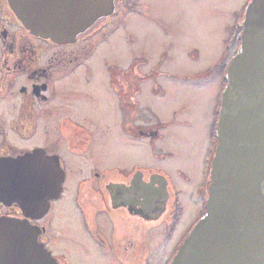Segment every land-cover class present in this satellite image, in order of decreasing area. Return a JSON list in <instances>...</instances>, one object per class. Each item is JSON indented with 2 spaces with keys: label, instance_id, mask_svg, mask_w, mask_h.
<instances>
[{
  "label": "rangeland",
  "instance_id": "374dc122",
  "mask_svg": "<svg viewBox=\"0 0 264 264\" xmlns=\"http://www.w3.org/2000/svg\"><path fill=\"white\" fill-rule=\"evenodd\" d=\"M246 1L249 0L119 1L117 10L103 27L79 45L65 48L67 53L73 51L79 58L88 60L68 81L59 84L63 97H59L57 103L61 114L58 112L56 119L69 114L74 120L88 124L92 134L89 136L93 138L91 149L84 157L64 154L67 157L64 166L68 169L64 194L52 205L44 222L52 234L48 240L50 249L66 255L69 264H141L148 253L150 264H166L172 251L163 240L168 214L135 231L124 220L119 225V217L112 215L110 224L100 223L98 234L102 236L100 232H104L105 240L101 238L102 243L92 240L91 232L97 231L84 229L83 218L91 221L100 217L92 191L99 182L80 184L87 179L92 167L105 168L97 172L108 181L117 180L121 171L126 173L133 168L136 169L134 175L141 177L151 173L159 175L170 190L178 188L184 195L181 202L185 212L175 235L184 222L189 225L196 221L197 211L187 216V199L198 206L195 191L203 187L209 165V154L205 150L209 144L206 128L213 119L211 112L223 86V63L234 55L226 49L228 41L224 40L229 37ZM106 65L113 68L115 75L122 70L127 71L128 76L132 66L143 76L154 67L162 72L161 76L147 81L132 78L129 81L131 92L135 87L141 89L133 96L136 103L134 127L156 129L158 137L153 138L154 131L146 138L120 133L119 126L126 120H120L117 102L110 96V85L104 74ZM115 80L127 83L121 77ZM115 86L119 88L117 82ZM56 119L52 123L53 131L46 132L47 141L52 138L51 133L58 136ZM148 141H153L151 148L156 157ZM168 154L171 158H162ZM158 155L162 159L158 160ZM177 170L188 180L187 184L180 180ZM77 199L80 200L79 211L74 204ZM58 236L65 237L64 243H71L70 246L57 244ZM128 237L134 241V251L132 248L125 251L123 243Z\"/></svg>",
  "mask_w": 264,
  "mask_h": 264
},
{
  "label": "water",
  "instance_id": "95a60500",
  "mask_svg": "<svg viewBox=\"0 0 264 264\" xmlns=\"http://www.w3.org/2000/svg\"><path fill=\"white\" fill-rule=\"evenodd\" d=\"M120 0H8L15 17L37 37L72 44ZM239 46L225 70L204 214L169 264H264V0H250ZM0 185V202L42 218L62 192L58 158L25 155ZM4 176V175H2ZM145 185V184H144ZM139 181L137 186L143 187ZM40 229L0 218V264H57L39 242Z\"/></svg>",
  "mask_w": 264,
  "mask_h": 264
},
{
  "label": "flooded vegetation",
  "instance_id": "af4514ba",
  "mask_svg": "<svg viewBox=\"0 0 264 264\" xmlns=\"http://www.w3.org/2000/svg\"><path fill=\"white\" fill-rule=\"evenodd\" d=\"M249 1H246L242 6V12L236 17L235 25L231 29V33L228 34L229 37L224 40L225 42L228 41L226 49L232 51L233 54L236 53V49L240 43L239 35L242 30L241 24L244 19L240 17H243L245 5ZM115 10H117V7ZM112 16L113 15L104 20L95 22V25L91 29L79 35L76 42L60 45L51 40L31 34L29 30L23 27L18 17H15L11 6H9L8 0H0V185H2V183H7L10 176L18 171L12 170L11 172L9 168L12 166L17 167V165H14L17 163V160H20V158L25 155H31L33 152L42 153L43 156L48 158H58L65 179L62 183V192L60 196L57 200L50 202L49 210L42 218L32 219L28 216H24L16 204L3 202H0V218L16 219L27 222L32 226H37L41 230L38 238L39 242L42 243L45 249L50 252L51 256L56 259L57 264H69V261L66 255L60 252L54 253L55 251L53 252L50 249L48 240L51 239L52 234L49 233L50 228L46 226L44 222L47 215L50 213L49 211L52 205L57 203L62 194H64L63 189L67 180L66 178L68 177V169L64 166V162L67 158L65 157V153L67 152L70 155L73 153L74 156L84 157L88 154V150L91 149L93 141V138L89 136L91 132L88 124L78 121L77 119L74 120L69 114H64V116H61L58 120L56 119L58 115L61 114V109H58L57 103H59V97H63V91L60 90L59 84L68 81L73 72L81 66H84L88 60L87 57L79 58L76 56V52L71 51L67 53L65 48L77 46L81 42L86 41L85 39L91 37L95 31L103 27L104 23ZM91 50H93V48L89 49V51ZM232 57H230V59ZM230 59L226 61V64L223 63L224 67L227 66ZM81 62H83V65ZM158 65H160V63ZM109 66L106 65L104 74L107 75L108 84L110 85V96L111 98L114 97L117 102L120 117L122 116L120 120H126L125 124L123 122L119 126L120 133L123 132L127 137L138 136L140 138H146L150 137L151 133L154 131L153 138L158 137V131L156 129L151 130L146 126L138 128L137 134L134 132L136 128L134 127V110L136 108V103L133 101V96H137L141 89L139 90L137 87V92H131L129 81L132 77L130 75H125L127 71L123 72L119 70L115 75L113 73V68ZM157 69L159 70V68ZM225 70L222 76L223 80H225ZM161 73L162 72L159 71L158 76H161ZM134 76L139 77L143 75L135 72ZM120 77L122 81L125 80L127 83H121V80H115V78ZM116 82L119 86V88L117 87L118 89L115 86ZM224 87L225 85L223 84L220 92L217 94L216 108L214 107L211 112L213 119L206 128L208 129L207 140L209 144L205 150L209 154L207 159L209 165L205 180L202 183L203 187L199 186L195 191V195L199 200V207L194 204V206H196L195 211H197L195 215L196 221L189 225L187 223L184 227L185 229L181 231L179 235H175L181 216L185 212V208L181 202V195L183 194L178 188L177 190H170V187L168 188V185H166L163 178L159 175H153V173H151L149 176L145 177L143 175L141 177L139 174L134 175L136 170L134 168L126 173L120 172L118 171L119 169L116 168L117 171L120 172L118 178H116L117 180L108 181L107 178L104 179L100 177L99 174V171L105 170V168L92 167L90 168L87 179L81 181L80 184L99 182V185L92 189V191L97 199L98 208L100 210L98 215H100V217L92 219L91 221L83 218V221H85L83 223L84 229L97 231L94 232L95 235L91 232V236H94L92 239L93 241L98 240L101 242L105 240V233L100 232L102 233L101 236V234H98L99 229H101L100 226L102 224L106 226V222H108V224L111 223L112 218H110V216L112 215L119 217V225L120 222L124 220V223H127L126 225L128 227L130 225L131 230L135 231L137 228L142 229L143 225L147 223L154 224L160 221L164 215L168 214L166 217L169 218V221L163 240L164 245L166 246L169 244V250H172L165 261L166 264H169V260L177 253L180 244L191 230V227L199 221L204 214V203L207 198L206 191L209 184L210 160L216 146L215 126L217 111L219 108L220 93ZM146 111L148 110L146 109ZM114 114L115 117H117L115 112ZM55 119L57 124L55 130L58 136L56 137L51 133L53 139L50 138V140L47 141L48 136H46V132L53 131L52 123ZM148 143L152 151L151 145L153 141H148ZM62 149H64V152ZM152 154L155 155V157L157 155L153 153V151ZM171 156L172 155L168 154L164 155L162 158L165 157L169 159ZM162 158L158 155V160ZM176 173L179 174L180 180L187 184L188 180L185 181V176L178 172V170ZM139 181L145 185L143 187L137 186ZM168 190L172 191L171 195H169ZM170 200L171 205L169 207ZM76 201L77 202L74 204L79 211L80 200L77 199ZM80 213L83 217L86 216L84 211ZM175 215L179 217L176 224L174 223ZM131 237L133 236L131 235ZM101 238L103 239L101 240ZM64 242L65 237L58 236L57 244H65L66 246H70L71 244L69 241L67 242L70 244ZM124 244L126 252L131 248L133 249L132 251H134L135 245L131 238L125 240L123 245ZM100 248V252H102L103 247L100 246ZM150 257L151 255H149V253L146 254V256L141 259V264H150Z\"/></svg>",
  "mask_w": 264,
  "mask_h": 264
},
{
  "label": "trees",
  "instance_id": "16d2710c",
  "mask_svg": "<svg viewBox=\"0 0 264 264\" xmlns=\"http://www.w3.org/2000/svg\"><path fill=\"white\" fill-rule=\"evenodd\" d=\"M240 18H242V16L240 17ZM134 66H132V69L129 71V75L132 77V80L133 79H135L136 81H137V79H138V81H139V79L140 80H144V81H147V80H150V79H153V78H156L158 75H159V71H158V67H156V68H154L153 70H151L150 71V73L148 74V75H144V76H139V77H136V76H134V73H135V71H134V68H133ZM225 68L226 67H224V70H225ZM223 73H224V71H223ZM205 75H207L206 73H205ZM223 84L224 85H226L225 84V80H224V82H223ZM138 91V88L137 87H135L134 89H133V93H135V92H137ZM132 93V94H133ZM134 95V94H133ZM137 130H139L138 128H135V133L137 134L138 132H137ZM175 224L178 222V220H179V217H177V215H175Z\"/></svg>",
  "mask_w": 264,
  "mask_h": 264
},
{
  "label": "bare ground",
  "instance_id": "6f19581e",
  "mask_svg": "<svg viewBox=\"0 0 264 264\" xmlns=\"http://www.w3.org/2000/svg\"><path fill=\"white\" fill-rule=\"evenodd\" d=\"M187 202H188L187 205L189 206V208H188V212H187V216L189 217L190 214H192V213L195 212V210H196V206H194V204L190 201V199H187ZM186 223H187V222H184L183 227L186 225ZM183 227H182V229L178 232V235H179V233L183 230Z\"/></svg>",
  "mask_w": 264,
  "mask_h": 264
}]
</instances>
